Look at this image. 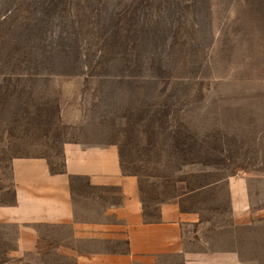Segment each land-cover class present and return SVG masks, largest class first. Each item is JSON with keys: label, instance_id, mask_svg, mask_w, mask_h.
I'll list each match as a JSON object with an SVG mask.
<instances>
[{"label": "rangeland", "instance_id": "1", "mask_svg": "<svg viewBox=\"0 0 264 264\" xmlns=\"http://www.w3.org/2000/svg\"><path fill=\"white\" fill-rule=\"evenodd\" d=\"M68 141L118 147L145 221L172 201L237 248L212 263L264 264V0H0V204L13 202L14 157L60 171ZM71 190L81 220L121 198L83 178ZM17 246L15 225L0 223V264L53 262Z\"/></svg>", "mask_w": 264, "mask_h": 264}, {"label": "crops", "instance_id": "2", "mask_svg": "<svg viewBox=\"0 0 264 264\" xmlns=\"http://www.w3.org/2000/svg\"><path fill=\"white\" fill-rule=\"evenodd\" d=\"M62 153L60 171L51 170L42 156L11 160L13 202L0 204V223L15 225L18 252L44 250L51 253L52 264H136L169 255L181 256L186 264L238 259L237 248L215 245L218 226L172 201L160 204L158 220L145 221L137 177L122 172L115 144L68 141ZM78 178L92 188L118 189L121 198L105 205L103 220L77 217L71 185ZM236 206L233 203L231 211L239 209ZM109 216L113 222L106 220ZM112 238H123L125 250L90 251L77 242Z\"/></svg>", "mask_w": 264, "mask_h": 264}]
</instances>
